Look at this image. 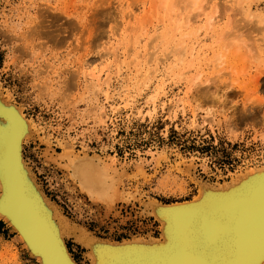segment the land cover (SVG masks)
<instances>
[{
  "label": "rangeland",
  "instance_id": "rangeland-1",
  "mask_svg": "<svg viewBox=\"0 0 264 264\" xmlns=\"http://www.w3.org/2000/svg\"><path fill=\"white\" fill-rule=\"evenodd\" d=\"M0 90L36 128L24 158L66 217L110 240L157 236L145 203L264 168V0H0ZM65 150L123 170L110 210L56 163ZM0 231V264H38L3 220Z\"/></svg>",
  "mask_w": 264,
  "mask_h": 264
},
{
  "label": "bare ground",
  "instance_id": "bare-ground-1",
  "mask_svg": "<svg viewBox=\"0 0 264 264\" xmlns=\"http://www.w3.org/2000/svg\"><path fill=\"white\" fill-rule=\"evenodd\" d=\"M207 18L210 24L215 21L213 16ZM176 51L180 60L186 45L181 44ZM189 56H193L192 51ZM215 95L210 100L223 103L225 98L219 102L220 95L218 99ZM7 96L0 90V220L17 233L38 264H79L66 243L71 237L86 249L89 264H264L263 167L239 171L221 184L200 181L197 196L188 201L145 203L142 215L151 214L158 223L157 236L142 233L119 241L101 238L71 221L44 193L23 154L24 143L36 128ZM85 154L65 150L54 159L68 171L82 194L108 211L120 196L123 170L112 161ZM137 166L142 168V161Z\"/></svg>",
  "mask_w": 264,
  "mask_h": 264
},
{
  "label": "crops",
  "instance_id": "crops-1",
  "mask_svg": "<svg viewBox=\"0 0 264 264\" xmlns=\"http://www.w3.org/2000/svg\"><path fill=\"white\" fill-rule=\"evenodd\" d=\"M2 233H3V232H2V231H0V234H1V235H2Z\"/></svg>",
  "mask_w": 264,
  "mask_h": 264
}]
</instances>
